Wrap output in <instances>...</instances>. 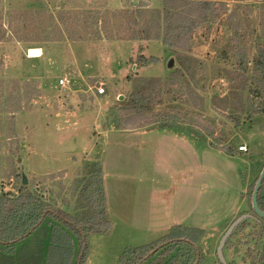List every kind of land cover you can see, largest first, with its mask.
<instances>
[{
    "label": "rangeland",
    "instance_id": "obj_1",
    "mask_svg": "<svg viewBox=\"0 0 264 264\" xmlns=\"http://www.w3.org/2000/svg\"><path fill=\"white\" fill-rule=\"evenodd\" d=\"M131 2L0 0V25L8 30L0 43V191H17L24 173L30 190L75 213L85 165L98 161L111 225L89 234L85 264H118L126 249L156 241L174 225L203 229L193 264H264L258 216L232 231L222 249L225 262L217 251L234 220L254 214L251 195L264 167V115L249 114L248 89L241 99L235 77V70L242 72L237 56L246 55L250 71L264 41V0L215 1L218 16L195 29L182 62L180 49L162 38H116L127 33L114 10L162 9V0ZM28 10L38 14L27 27L18 22L12 29L9 14ZM90 11L111 20L109 32L101 22L84 26ZM30 48L40 55L29 56ZM140 53L157 59L140 65ZM171 56L176 66L168 69ZM64 75L69 84L60 86ZM147 78L160 79L143 112L159 119L157 127L121 132L147 128L139 126L146 116L124 117L120 104ZM113 115L119 119L111 122ZM235 117L243 123L236 126ZM167 121L175 125L158 127ZM108 126L119 131L106 133ZM46 230L43 224L31 238L34 255L42 252L37 244L47 240Z\"/></svg>",
    "mask_w": 264,
    "mask_h": 264
},
{
    "label": "trees",
    "instance_id": "obj_2",
    "mask_svg": "<svg viewBox=\"0 0 264 264\" xmlns=\"http://www.w3.org/2000/svg\"><path fill=\"white\" fill-rule=\"evenodd\" d=\"M215 1L223 5L225 3L224 0H162V9H151L146 6L131 10L124 9L125 11L114 10L112 14L119 12L118 16L121 17L116 23L118 28L127 33L124 36L118 35L116 38L138 40L162 38L167 46L180 49L176 52L182 62V57L192 42L195 29L205 22L211 23L218 16V9L214 8ZM131 4L134 5L133 0ZM37 14L31 10L12 11L9 14V25L13 29L14 23L23 22L27 27L26 21L31 17L35 18ZM88 14V18L82 20L85 27H96L101 22L103 26L101 29L109 32L106 29L111 24L108 17L98 19L99 17L97 18L92 11ZM61 17L64 18L63 14ZM19 30L14 27L15 36L18 35ZM7 32V28H3L1 24L0 43L7 36ZM96 35L97 38H102V32L99 29ZM259 45L257 54L252 58L250 71L247 69L246 55L242 53L237 56V63L242 72L235 70V77L241 80L239 88L241 92L238 96L242 99L245 89H248L250 102L248 111L251 116L252 114L264 115V41ZM155 58L157 59L155 56L148 58L140 53L138 63L146 65ZM247 73H249V78ZM126 80H131V77L127 76ZM154 80L155 78L142 79L129 98L120 102L125 110L126 116L124 117H131L134 113H139L142 117L146 116L145 121L139 123L142 127L155 128L157 126L154 123L159 120L158 118L150 119L147 114L143 113L152 102V94L160 90L158 85L160 79ZM152 82L155 83L151 84ZM241 103L240 111H244V102ZM165 114L169 113L165 112ZM112 117L111 122L119 119L114 115ZM168 117L173 118L174 121L180 119L172 114ZM174 121H167L158 127L173 126ZM233 121L236 126L243 123L238 117L233 118ZM208 131L210 135L213 132L210 129ZM223 149L229 154L234 152L231 147L225 146ZM85 167L87 178L78 182V209L75 213L64 210L38 191L30 190L25 184L14 192L0 191V253L4 264H36L35 259L27 256L33 248L31 238L43 224L47 227L48 243L43 264H85L89 234L106 232L111 225L107 218L102 166L100 162L95 161L86 164ZM258 203L264 211V179L258 193ZM258 223L261 226L260 234L264 237V219L259 217ZM244 225L243 221L237 226ZM202 235L203 229L201 228L174 225L168 234L158 240L126 249L118 264H193L196 254L195 244ZM27 240L31 242L28 244ZM18 252L20 255L15 258L13 254Z\"/></svg>",
    "mask_w": 264,
    "mask_h": 264
},
{
    "label": "water",
    "instance_id": "obj_3",
    "mask_svg": "<svg viewBox=\"0 0 264 264\" xmlns=\"http://www.w3.org/2000/svg\"><path fill=\"white\" fill-rule=\"evenodd\" d=\"M168 69H172L176 66V62H175V58L174 56H171L166 64ZM119 100H124V95H119L118 96ZM264 179V167L261 170L259 177L255 183V186L253 188V192H252V196H251V205H252V210L254 212V214H242L240 215L238 218H236L234 220V222L229 226V228L226 230V232L224 233V235L222 236L219 246H218V255L220 257V259L222 260V262H225L224 260V256H223V246L227 240V238L230 236V234L232 233V231L235 229V227L240 224L244 219L248 218V217H254V216H258L262 219H264V211L260 208L259 203H258V193L260 190V187L262 185ZM22 182L23 184H26L28 182L26 175L23 173L22 174ZM198 260H196L195 264H197Z\"/></svg>",
    "mask_w": 264,
    "mask_h": 264
},
{
    "label": "crops",
    "instance_id": "obj_4",
    "mask_svg": "<svg viewBox=\"0 0 264 264\" xmlns=\"http://www.w3.org/2000/svg\"><path fill=\"white\" fill-rule=\"evenodd\" d=\"M153 128V127H152ZM119 128H115V127H109L108 126V128H104V130H105V132L106 133H108V132H116V131H119L118 130ZM146 129H150V127H147V128H136V129H133V130H126V129H122L121 130V132L123 131V132H143L144 130H146ZM170 130V129H169ZM174 130V129H173ZM163 131H165V130H163ZM157 132H159V130H157ZM104 176V175H103ZM43 243H44V245H43ZM42 244H37V245H41L42 247H41V250H42V252H40L39 254H35L34 255V252H35V250H34V252H30L29 254H28V256L27 257H31V259H35V261H36V264H39V262H41L40 260H39V257L40 256H44V259H43V257H42V262H41V264H43V262H44V260H45V254H46V248H47V245H48V243H47V240L45 241V242H43ZM3 261H4V259H3V257L1 256V253H0V264H4L3 263Z\"/></svg>",
    "mask_w": 264,
    "mask_h": 264
},
{
    "label": "built area",
    "instance_id": "obj_5",
    "mask_svg": "<svg viewBox=\"0 0 264 264\" xmlns=\"http://www.w3.org/2000/svg\"><path fill=\"white\" fill-rule=\"evenodd\" d=\"M58 83H59L60 86H66V85L69 84V79H68V77L65 76V75H64V76H61V77L58 79ZM97 91H98V93L102 94V93L105 92V89H104L103 86H100V87H98ZM239 150H240V151H247V146H246V145H240V146H239Z\"/></svg>",
    "mask_w": 264,
    "mask_h": 264
},
{
    "label": "bare ground",
    "instance_id": "obj_6",
    "mask_svg": "<svg viewBox=\"0 0 264 264\" xmlns=\"http://www.w3.org/2000/svg\"><path fill=\"white\" fill-rule=\"evenodd\" d=\"M40 55V50L37 48H30L29 50V56L34 57Z\"/></svg>",
    "mask_w": 264,
    "mask_h": 264
}]
</instances>
